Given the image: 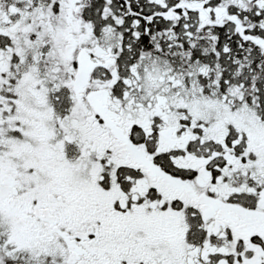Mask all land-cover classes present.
<instances>
[{"label": "snow or ice", "instance_id": "obj_1", "mask_svg": "<svg viewBox=\"0 0 264 264\" xmlns=\"http://www.w3.org/2000/svg\"><path fill=\"white\" fill-rule=\"evenodd\" d=\"M0 264H264V0H0Z\"/></svg>", "mask_w": 264, "mask_h": 264}]
</instances>
